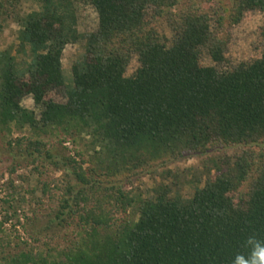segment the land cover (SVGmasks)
I'll list each match as a JSON object with an SVG mask.
<instances>
[{"label":"trees","instance_id":"trees-1","mask_svg":"<svg viewBox=\"0 0 264 264\" xmlns=\"http://www.w3.org/2000/svg\"><path fill=\"white\" fill-rule=\"evenodd\" d=\"M22 1L39 8L21 12ZM78 1L96 11L95 31H78L74 0H0V33L19 26V46L0 51V134L30 130L7 146L35 176L29 198L6 183L0 264H232L248 236L264 239V49L228 64L227 28L264 0ZM58 133L82 149L53 152L45 137ZM184 156L201 167L169 169ZM146 174L163 180L150 192L134 186ZM8 220L28 238L11 239Z\"/></svg>","mask_w":264,"mask_h":264},{"label":"rangeland","instance_id":"rangeland-1","mask_svg":"<svg viewBox=\"0 0 264 264\" xmlns=\"http://www.w3.org/2000/svg\"><path fill=\"white\" fill-rule=\"evenodd\" d=\"M74 1L76 28L78 29V31L80 33L95 31L98 27V16L94 8L90 4L82 3L78 0ZM188 2L182 4L180 7L175 8L174 12L180 11L179 9L181 7H187L189 5L187 4ZM38 8L39 7L36 3H32L31 1H22L20 11L28 13L30 11L37 10ZM263 26L264 12L247 11L244 13L240 22L232 24L227 28L229 33V40L224 56L226 57L228 64H236L241 61H251L261 56L264 49V41L259 34V29ZM18 29L19 26L15 21L8 20L7 22H5V24L3 25V30L0 33V51L7 50L9 49V47L16 49L19 46V41L17 38ZM165 30L166 35L170 36L171 32L169 28H167V26H165ZM83 51V42L68 44L65 47L62 57V66L66 71L71 67L72 63L82 55ZM12 54L16 55L18 61H22L24 59H26L27 61L29 60L25 52H16L14 50ZM202 63H209L208 57L205 56L202 59ZM137 67V58L133 57L127 68L126 75H131ZM21 105L27 109H35L37 111L30 96L25 97L22 100ZM11 127L12 132L8 138H5L3 136V133L0 134V221L3 220V217L5 215L2 200L7 195V181L12 177L14 179V185L20 188L26 198L29 197L25 192V189L27 187L29 188L35 185V176L28 173L29 167H26V160L20 157L18 153L15 152V150L9 149L7 146V141H9V139L28 136L30 130L25 128L21 131H17L13 128V125H11ZM45 138L48 141V145L53 152L55 151L64 153L65 155L74 156L76 152L80 151L83 147L81 144L74 143L72 138L64 136L61 133H58L56 137H52L49 135ZM204 158L205 157H202L201 159ZM199 160L200 159L196 156H184L177 160H172V162H170L168 166L172 171H180L190 167L198 168L199 166L201 167ZM12 166H15L16 170L12 175H10L8 169ZM19 174L29 176V184L19 179ZM59 174V172H55L53 169H50L48 177H57L59 176ZM162 181L163 180L160 176H156V179H152L150 174H146L145 176L141 177L140 181L134 180V186H140L142 189H148L147 192H150L153 187H155ZM191 191L192 188L190 186H185L181 189L182 195L186 197L191 195ZM26 207L27 205H24L23 208ZM49 209L50 208H46L42 211L44 212V214L40 216V220L37 222V227L43 226V224H45L46 220L48 219L46 216V212H48ZM20 221L24 222L23 217L20 218ZM11 223L13 222L11 220H8L7 222H4L2 226V228L5 230V233L9 235L11 239L16 236L23 239L28 238V233L23 229L22 226L16 225L14 229ZM60 233V231L54 232V239L52 243H55V241L62 242V240L56 239ZM41 240H45V238H42Z\"/></svg>","mask_w":264,"mask_h":264},{"label":"clouds","instance_id":"clouds-1","mask_svg":"<svg viewBox=\"0 0 264 264\" xmlns=\"http://www.w3.org/2000/svg\"><path fill=\"white\" fill-rule=\"evenodd\" d=\"M243 247L247 249V254L238 252L232 264H264V239L252 234L245 239Z\"/></svg>","mask_w":264,"mask_h":264}]
</instances>
